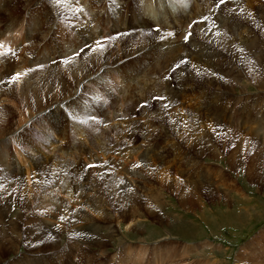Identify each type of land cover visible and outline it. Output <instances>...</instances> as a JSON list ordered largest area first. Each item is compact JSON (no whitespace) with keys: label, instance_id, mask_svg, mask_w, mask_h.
<instances>
[{"label":"rangeland","instance_id":"374dc122","mask_svg":"<svg viewBox=\"0 0 264 264\" xmlns=\"http://www.w3.org/2000/svg\"><path fill=\"white\" fill-rule=\"evenodd\" d=\"M218 2L0 0V264H264V0Z\"/></svg>","mask_w":264,"mask_h":264},{"label":"bare ground","instance_id":"6f19581e","mask_svg":"<svg viewBox=\"0 0 264 264\" xmlns=\"http://www.w3.org/2000/svg\"><path fill=\"white\" fill-rule=\"evenodd\" d=\"M160 1H161V0H160ZM66 2H67V1H66ZM70 2H74V1H70ZM64 3H65V1H64ZM68 3H69V1H68ZM74 3L76 4V2H74ZM221 3H222V2H221ZM221 3H220V2L217 3L216 10H219V9L221 8V6H222ZM78 4H79V3H78ZM174 4H175V3H174ZM70 5H71V4H70ZM191 5H192V4H191ZM215 5H216V4H215ZM77 6H79V5H77ZM83 6H84V5H83ZM117 6H118V5H117ZM161 6H162V5H161ZM86 7H87V6H86ZM110 7H111V6H110ZM61 8H63V7H61ZM69 8H70V7H69ZM67 9H68V8H67ZM76 9H77V8H76ZM82 9H83V8H82ZM113 9H114V8H113ZM138 9H139V7H138ZM173 9H174V10H173ZM173 9L171 8V10H172V16H173V17H178L177 14H178V11H179V10H178L177 8H175V7H174ZM68 10H69V9H68ZM68 10H67V11H68ZM78 10H80V8H78ZM82 11H83V10H82ZM135 11H136V10H135ZM87 12H88V11H87ZM147 12H150V11H147ZM182 12H183V11H182ZM84 13H85V12H84ZM140 13H142V12H140ZM190 13H191V12H190ZM203 13H204V12H203ZM136 14H137V13H136ZM144 14H145V13H144ZM183 14H184V13H183ZM83 15H84V14H83ZM140 15H141V14H140ZM178 15H179V14H178ZM205 15H206V14H205ZM88 16H90V15H88ZM135 16H136V15H135ZM148 16H149V15H148ZM169 17H170V16H169ZM96 18H97V17H96ZM185 18H186V17H185ZM114 19H115V18H114ZM139 19H140V18H139ZM141 19H142V18H141ZM88 20H89V19H88ZM115 20H116V19H115ZM143 20H144V19H143ZM143 20H142V21H143ZM152 20H153V19H152ZM160 20H161V18H160ZM35 21H36V20H35ZM85 21H87V20H85ZM98 21L101 22L102 24H104L105 26H107V24L104 22V20H102V21H101V20H98ZM137 21H138V20H137ZM175 21H177V20L175 19ZM190 21H191V20H190ZM190 21H189V22H190ZM42 22H43V21H42ZM138 22H139V21H138ZM31 23H32V22H31ZM36 23H38V22H36ZM149 23H150V21H149ZM86 24H87V23H86ZM164 24H165V23H164ZM164 24H163V25H164ZM186 24H187V23H186ZM188 24H189V23H188ZM33 25H34V24H33ZM131 25H133V22H132V23H127V24H125V21L122 22V26L125 27V28H129V26H131ZM143 25H145V24H143ZM143 25H142V26H143ZM154 26H157V25H154ZM161 26H162V25H161ZM174 26H175V25H174ZM203 26H204V25H203ZM37 27H38V26H37ZM83 27H84V26H83ZM139 27H141V26H139ZM145 27H146V26H145ZM175 28H176V27H175ZM186 28H187V27H186ZM100 29H101V28H100ZM103 29H104V28H103ZM103 29H102V30H103ZM108 29H109V28H108ZM117 29H119V28H117ZM130 29H133V28H130ZM22 30H24V31L26 30V33H25V34H27V29H26V27H25L24 29H22ZM115 30H116V29H115ZM182 30H183V29H182ZM198 30H199V29H198ZM16 31L19 32L20 30H16ZM100 31H101V30H100ZM184 31H185V30H184ZM5 32H10L9 34H12L13 31H12L11 29L8 28L6 31H4V33H0V37H1L2 39H5V38H4V36H5ZM20 32H21V31H20ZM84 32H85V31H84ZM90 32H91V31H90ZM113 32H114V31H113ZM182 32H183V31H182ZM22 33H24V32H21L20 34H22ZM86 33H87V32H86ZM86 33H85V34H86ZM85 34H84V35H85ZM184 34H185V33H184ZM91 36H92V34H91ZM182 39H183V38H182ZM185 40H186V35H185ZM83 41H84V40H83ZM90 41H91V39H90ZM96 41H97V39H96ZM23 42H24V41H23ZM167 43H168V42H167ZM169 44H170V43H169ZM180 44H181V43H180ZM180 44H179V45H180ZM183 45H184L185 48H187V45H185L184 42H183ZM54 46H55V45H54ZM172 46H173V45H171V44L169 45V49H170V51L172 52V54H174V55L177 56V57L180 56V52L183 51V50H182V46H173V47H172ZM177 47H179V48H177ZM36 48L38 49V46H36ZM29 49H30V47H29ZM163 49H165V48H163ZM166 49H167V48H166ZM30 50H31V49H30ZM185 50H186V49H185ZM55 52H56V51H55ZM63 52H64V51H63ZM68 52H69V51H68ZM30 53H32V52H30ZM65 53H66V52H65ZM65 53H64V54H65ZM32 54L34 55V53H32ZM80 54H81V53H80ZM200 54H202V53H200ZM41 56H48V53H47V54H44V55L41 54ZM23 57H24L25 59H27V58L25 57L24 54H23ZM58 57H59V56H53V57H50L49 59H54V60H56V59H59ZM62 58H63V57H62ZM163 58H164V57H163ZM167 58H168V57H167ZM178 59H179V58H178ZM19 60H21V59L19 58ZM27 60H30V59H27ZM54 60H51V62L54 61ZM30 61H33V60H30ZM36 61H37V57H36ZM36 61H33V62H36ZM165 61H166V60H165ZM47 62H48V61H47ZM38 63H39V62H38ZM45 63H46V62H45ZM165 63H166V62H165ZM55 65H56V64H55ZM55 65H50V67L55 66ZM174 65H175V64H174ZM80 70H81V69H80ZM104 75H105V74H104ZM255 78L259 79V78H261V77L257 75ZM152 97H153V96H152ZM152 97H151V98H152ZM140 105H141V104H140ZM138 107H139V106H138ZM136 111H137V110H136ZM136 111L134 112V114H141V110H140L139 112H136ZM261 112H262V111H261ZM141 115H142V114H141ZM60 120H61V119H60ZM135 121H136V120H135ZM136 122H137V121H136ZM136 122H135V124H136ZM138 125H139V124H136V126H138ZM138 128H139V127H138ZM61 146H62V145H59V147H61ZM61 150H63V149H61ZM125 247H126V246H125ZM168 253H169V252H168Z\"/></svg>","mask_w":264,"mask_h":264},{"label":"snow or ice","instance_id":"6c2138e0","mask_svg":"<svg viewBox=\"0 0 264 264\" xmlns=\"http://www.w3.org/2000/svg\"><path fill=\"white\" fill-rule=\"evenodd\" d=\"M221 2H223V0H221Z\"/></svg>","mask_w":264,"mask_h":264}]
</instances>
